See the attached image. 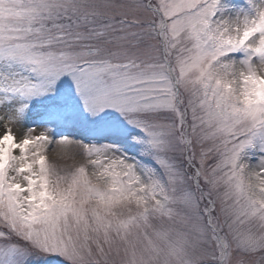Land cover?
Returning <instances> with one entry per match:
<instances>
[{
  "label": "snow or ice",
  "instance_id": "6c2138e0",
  "mask_svg": "<svg viewBox=\"0 0 264 264\" xmlns=\"http://www.w3.org/2000/svg\"><path fill=\"white\" fill-rule=\"evenodd\" d=\"M0 264H264V0H0Z\"/></svg>",
  "mask_w": 264,
  "mask_h": 264
},
{
  "label": "rangeland",
  "instance_id": "374dc122",
  "mask_svg": "<svg viewBox=\"0 0 264 264\" xmlns=\"http://www.w3.org/2000/svg\"><path fill=\"white\" fill-rule=\"evenodd\" d=\"M42 130V129H41Z\"/></svg>",
  "mask_w": 264,
  "mask_h": 264
}]
</instances>
